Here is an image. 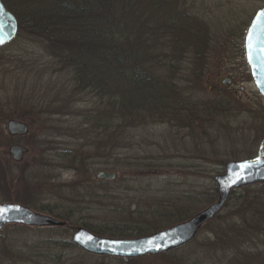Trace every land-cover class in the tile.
<instances>
[{"label": "rangeland", "instance_id": "obj_1", "mask_svg": "<svg viewBox=\"0 0 264 264\" xmlns=\"http://www.w3.org/2000/svg\"><path fill=\"white\" fill-rule=\"evenodd\" d=\"M171 4L178 14L200 18L205 36L198 44L172 41L177 52L173 55L167 54L171 46L154 45L149 61L161 76H172L174 83L178 78L175 85L185 92L181 106L200 109L195 123L188 113L170 123L154 121L152 114L119 136L113 129L107 135L87 134L92 122L84 123L96 109L98 93L92 88L80 93L75 70L53 56L49 43L22 31L14 45L0 51V162L5 155L11 160L5 172L10 178L0 186V203L13 201L5 196H27L34 210L68 223L8 224L0 230V264H264V255L256 256V250L264 251V236L257 246L249 231L264 226L256 221L255 211L256 197L264 198V191L256 193L255 187L236 189L220 213L170 256L146 254L128 261L70 244L84 221L104 230L124 220L131 226L136 220H150L144 217L171 219L164 212L166 204L172 206L167 210L182 212L172 226L188 221L208 205L217 186L214 177L226 161L264 157V97L244 53L247 29L264 0ZM187 26L183 23L180 30L188 31ZM152 32L156 30L148 27L145 40ZM13 115L28 123L27 135L7 132ZM14 143L29 148L20 162L8 152ZM102 170L116 172L113 184L87 187V180ZM49 206L54 210L43 209ZM160 226L153 233L170 228Z\"/></svg>", "mask_w": 264, "mask_h": 264}, {"label": "trees", "instance_id": "obj_2", "mask_svg": "<svg viewBox=\"0 0 264 264\" xmlns=\"http://www.w3.org/2000/svg\"><path fill=\"white\" fill-rule=\"evenodd\" d=\"M16 1L18 0H3L7 8L17 16L19 32L14 40L1 46L0 51L14 45L22 31L49 43L53 56L58 57L62 64H70V67L75 70L79 88H82L80 93L85 92L87 88H92L94 93H98V98L94 102L96 109L91 114V119L84 123L87 126L92 122V126L86 129L87 134L101 132L99 134L101 135L104 132V135H107L108 131L113 129L114 133L116 135L118 133L117 136H119L130 126L140 125L143 119H150L152 114H155V119L152 118L154 121L163 123H170L171 120L175 121V119L188 116L186 113L194 120L193 123L198 120L196 117L198 118L199 107L181 106L185 103L180 100V95L185 92H181V88L176 87L175 83L178 78L174 83L172 76L165 78L159 74L157 65L149 61V48L152 49L154 45L158 48L162 45H169L172 47L171 52L164 51V53L173 55L177 52L176 45L172 41L181 45L185 44L188 39L189 43H200L205 36L203 28L205 23L200 18L193 15L188 18L186 15L178 14L171 0H19L17 4ZM188 12L192 13L194 10H188ZM186 21L188 31L184 29L181 31L180 27L183 23L187 25ZM148 27L155 29L156 32L154 35L152 32L150 38L145 40ZM159 29L163 32L162 34L158 32ZM244 53L246 55L245 48ZM167 62L168 60L163 63L161 61L163 66ZM170 63L174 61L171 60ZM179 79L185 80L184 78ZM158 112L161 114L159 115ZM168 115L171 118L166 120ZM4 140L6 143L5 136ZM9 161L11 162L5 155L0 162L1 187H5L3 184L10 178L9 175H7L9 178L5 175L8 167L6 164ZM113 182L114 180L102 179L95 175L93 180L90 178L87 180V187L89 184L90 186L94 184L96 187L98 184L108 185ZM252 187L256 188V193L264 191V183L240 188ZM27 189L30 188L27 187ZM236 189L232 190L229 198L235 194ZM218 196L216 186L209 202L206 203L208 205L203 206L193 216L210 206ZM5 197L31 206L32 200L27 196ZM164 208L165 213L172 215L171 219L158 218L159 220L153 221L151 220L153 217H144L150 220L141 219L142 222L136 220L131 226L128 225V221L124 220V223L115 222L113 227H106L104 230L87 221H84V226L101 235L146 236L160 230L162 227L160 225L167 224L168 228L169 224L172 226L180 222L181 218H177V214H182L181 211L177 210L176 213L167 210L172 209V206L169 207L167 204ZM43 209H48L50 212L54 210L51 206L43 207ZM255 211L256 221L263 222L264 225V198L260 194L256 197ZM139 212V214H144L142 211ZM128 214L131 215V212ZM63 219L67 220L66 214ZM146 224H158V226L152 228L144 226ZM249 231L256 237L258 246L259 239L264 236V226H253ZM70 244L76 245L74 242ZM172 250L161 254L170 256ZM260 255H264V251L256 250V256ZM124 260L136 261L138 259L125 258Z\"/></svg>", "mask_w": 264, "mask_h": 264}, {"label": "water", "instance_id": "obj_3", "mask_svg": "<svg viewBox=\"0 0 264 264\" xmlns=\"http://www.w3.org/2000/svg\"><path fill=\"white\" fill-rule=\"evenodd\" d=\"M261 13H264V7L257 11L247 30L245 49L254 81L264 97V53L260 51L261 48H264V32L259 27L253 28ZM260 24L264 25V16H260ZM249 31H254L252 41L254 47L251 52L247 47ZM18 32L17 16L7 8L3 0H0V40L3 41L0 43V47L14 40ZM250 55L251 60L249 59ZM7 132L12 136H24L29 132V125L25 121L10 118L7 121ZM8 152L14 161L20 162L29 152V148L26 145L14 143ZM242 165L249 166L242 167ZM98 175L104 179L116 178L114 171L102 170ZM214 180L219 193L217 200L188 221L141 238L104 236L96 234L84 226H78L74 230L72 241L84 249L98 254L127 258L167 252L191 240L206 222L218 215L228 202L233 189L264 183V157L226 161L224 171L215 175ZM0 210H3V213L0 214V230L12 223L33 226L65 225L67 223L65 220L36 211L17 201L1 202ZM89 237L92 239L90 240Z\"/></svg>", "mask_w": 264, "mask_h": 264}, {"label": "snow or ice", "instance_id": "obj_4", "mask_svg": "<svg viewBox=\"0 0 264 264\" xmlns=\"http://www.w3.org/2000/svg\"><path fill=\"white\" fill-rule=\"evenodd\" d=\"M260 16H264V13H261V14L258 15L257 22L253 25V28L255 29V28L259 27L261 29V31L264 32V25L260 24ZM253 36H254V31H249L247 47H248L250 52H251V50L254 47V44L252 42L253 41ZM0 43H3V41L0 40ZM260 51H261V53H264V48H261ZM249 59L251 60V55L249 56ZM248 166L249 165H242V167H248ZM2 213H3V210H0V214H2ZM89 239L91 240L92 238L89 237ZM149 243H151V242H149Z\"/></svg>", "mask_w": 264, "mask_h": 264}, {"label": "flooded vegetation", "instance_id": "obj_5", "mask_svg": "<svg viewBox=\"0 0 264 264\" xmlns=\"http://www.w3.org/2000/svg\"><path fill=\"white\" fill-rule=\"evenodd\" d=\"M254 16H255V15H254ZM253 18H254V17H253ZM245 37H246V35H245ZM66 225H68V223H66L65 226H66ZM63 226H64V225H63ZM116 257H118V256H116ZM121 257H123V256H121Z\"/></svg>", "mask_w": 264, "mask_h": 264}]
</instances>
